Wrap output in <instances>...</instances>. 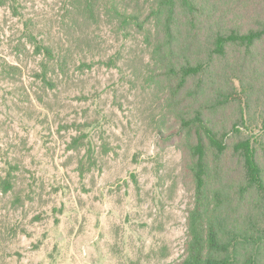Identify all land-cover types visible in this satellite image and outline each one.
<instances>
[{
    "label": "rangeland",
    "instance_id": "1",
    "mask_svg": "<svg viewBox=\"0 0 264 264\" xmlns=\"http://www.w3.org/2000/svg\"><path fill=\"white\" fill-rule=\"evenodd\" d=\"M92 2L90 12L88 0H0V264H181L198 201V133L182 119L198 110L228 133L225 154L207 155L208 201L230 194L223 211L236 215L264 205L256 190L231 191L246 185L239 141L251 138L264 173V92L244 124L239 104H209L216 89L238 86L240 46L178 92L144 22L152 1ZM211 9L255 21L264 0H211ZM177 14V51L206 61L201 34ZM252 51L260 59L247 80L260 84L264 40ZM199 80L204 91L193 95Z\"/></svg>",
    "mask_w": 264,
    "mask_h": 264
},
{
    "label": "trees",
    "instance_id": "2",
    "mask_svg": "<svg viewBox=\"0 0 264 264\" xmlns=\"http://www.w3.org/2000/svg\"><path fill=\"white\" fill-rule=\"evenodd\" d=\"M150 15L144 20L153 22L160 40L155 44V55L158 54L164 64L166 74L178 80V92L186 88L190 78L203 74L210 75L209 67L214 58L228 54L229 46H240L238 62L241 75H237L238 86L235 84L227 88H218L210 95V107L213 109L239 104L240 124L247 123L253 117L251 111L255 106L253 94L264 92V81L260 84L248 82L251 73L249 65L254 60H259L260 55L252 49L264 40V15L255 21L252 18H238L233 15L211 9V0H151ZM92 0H88L92 12ZM114 8V7H113ZM121 20L128 26H142L140 15H126L115 11ZM178 12H183L187 19L188 27L194 32L192 37L201 34V52L207 55L206 61L190 62L185 50L177 51ZM178 55V58L176 56ZM255 57V58H254ZM257 67V66H256ZM209 69V70H208ZM205 84L199 80L197 90L191 94H200L204 91ZM200 110L183 117L184 125L197 128V141L192 147L193 174L196 182L198 201L193 211L191 235L185 248V258L181 264H264V205L256 213L236 215L233 210L224 212V206L232 196L218 191L213 199L208 201L207 185L209 180V167L207 155L210 150L216 157L225 154L229 148L226 141L228 133L218 134L210 127ZM239 124L233 131L239 132ZM205 137L209 141L205 142ZM235 154L244 165V187L232 189L247 198V193L256 190L258 200L264 202V173L257 160L256 150L250 137L239 141L233 146ZM225 194V195H224ZM206 196V198H204ZM241 202H243L240 199ZM264 204V203H263Z\"/></svg>",
    "mask_w": 264,
    "mask_h": 264
}]
</instances>
